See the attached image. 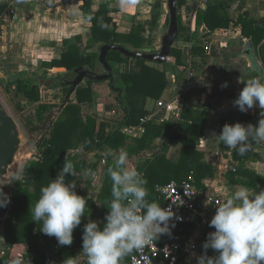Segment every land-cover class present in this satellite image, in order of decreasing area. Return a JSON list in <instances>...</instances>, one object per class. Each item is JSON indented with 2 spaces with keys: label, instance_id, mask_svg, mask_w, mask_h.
I'll use <instances>...</instances> for the list:
<instances>
[{
  "label": "crops",
  "instance_id": "crops-1",
  "mask_svg": "<svg viewBox=\"0 0 264 264\" xmlns=\"http://www.w3.org/2000/svg\"><path fill=\"white\" fill-rule=\"evenodd\" d=\"M8 1L15 12L8 15L10 22L0 25V81L2 83L3 80H8L23 72L34 73L38 76H41L44 72L48 78L38 79L41 84V102L60 105L64 93L55 77L61 76L67 82L72 80L76 73H74V70H67L63 67L49 69L43 66L44 62L60 59L68 53L72 45L76 46L79 52L89 53L99 51L101 45L104 44L99 41L94 47L87 48L92 35L93 22L87 18L83 9L85 0ZM167 1L91 0V8L92 11L96 12L101 5L110 4L114 10L109 15L112 17L119 34L126 35L130 33L132 28L137 25L143 27L142 44L148 52L156 51L161 47L162 38L168 31L170 14ZM157 2L160 4L155 7ZM195 2L196 4H194ZM205 6L206 4L200 0H184L179 15L182 24L191 31L192 38L187 41L176 40L174 44L175 47L182 50L181 61L184 64L169 70L166 85L160 97H150L146 102V108L148 109L146 116L153 115L155 117V119L148 122L157 125L174 124L173 129L166 127L164 131L168 134L176 132L187 138L192 135L193 127L191 125L192 118L183 114L184 105L190 104L203 110H206L203 107L206 105L207 111L211 108L208 114V127L204 136L197 138L196 145L197 150H199L196 152L200 154L201 161L206 166L205 171L196 178V186L199 192L198 213L193 215L191 221L183 224L175 235L180 247L185 248L189 245L195 247L191 249L190 253L181 251L177 264H197L196 257L204 253L203 244L208 233L215 231L209 225L216 207L224 202L237 186L243 185L248 187L250 192L256 191V184L259 181L256 179L248 181L247 175L264 176V142L251 143L244 152H237L238 157L236 158L234 148L211 141L214 134L219 135L223 126L228 124L224 120L241 122L244 125L251 123L256 126L262 118V110L258 105L247 112H241L233 104L244 87V84L239 82V78L259 77L260 71L264 73L260 56L262 44L256 45L252 36L245 35L241 25H235L233 22L229 27L210 31L205 22H197V10L204 9ZM229 13L235 22L245 15L254 19V27L257 25L264 26V0H234L229 8ZM200 45H204L205 54L194 55L193 48ZM126 48L131 50L129 47ZM98 59L99 55L95 60V70L102 71L103 67ZM109 62L113 67L114 85H111L109 80L93 81L94 100L81 105L87 115L97 119L96 133L101 131L102 125L106 133L116 130L124 116L123 108L113 91V87L124 88L120 75L123 64L117 60H110ZM137 64V59L131 58L129 71L135 72ZM157 66L162 68L163 63H159ZM42 79H46L45 81L48 83L45 84ZM86 82L87 80H84L80 84ZM225 82H227V86L223 87L222 85ZM2 84L8 90L13 88L18 95L23 97L25 103L31 104L25 94L19 91L18 83ZM51 85L54 86L51 87ZM54 88L58 89L57 92L52 91ZM53 92L56 96L55 99H52L55 96L51 98ZM47 94H50L49 98L51 100L43 101L42 99H46ZM71 98L75 100L74 93ZM158 101L165 103V106H158ZM37 104H34V106L37 107ZM57 115L58 111L52 116L55 119ZM124 126L120 125L119 128ZM144 133L145 131L128 136L141 138ZM169 139L163 135L156 136L144 150L137 153L126 151L125 147L119 150L109 149L102 156L100 155L102 151L93 148L86 149L83 145L69 149L68 155L75 157V162L81 164L85 161L88 165L82 171L75 170L74 174L76 176L75 182L78 184L77 194L84 196L86 200L92 198L95 203V210L91 211L89 220L94 219L102 224L104 202L109 205L112 200L111 193L108 194L107 199H99V194L105 182L108 160L111 159L114 162L119 151H126L129 166L135 167L144 176V171H140L138 165L140 166L145 159L154 158L160 147L168 140V148L165 151L166 159L177 165L182 156L183 143L176 137ZM109 152L112 155H109ZM36 155L35 159H38L42 152L37 149ZM94 164H96V167L92 172L95 175L90 176L86 170H92ZM159 174H162L163 178H171L174 175L173 173L164 172ZM176 175L171 179L177 180L175 179ZM155 177L159 178L160 176ZM88 179L90 180L88 181ZM20 180L25 186L34 190L35 178L33 176L22 175ZM152 181L148 180L146 185L148 189ZM169 182H154L155 190L157 185H164ZM156 192L158 195L152 197L148 195L147 199L149 202H158L162 207L164 200L157 190ZM207 254L214 256L217 253L209 248ZM81 261L87 264L86 257L82 254H80L79 264Z\"/></svg>",
  "mask_w": 264,
  "mask_h": 264
},
{
  "label": "trees",
  "instance_id": "trees-1",
  "mask_svg": "<svg viewBox=\"0 0 264 264\" xmlns=\"http://www.w3.org/2000/svg\"><path fill=\"white\" fill-rule=\"evenodd\" d=\"M184 0H178V24L179 35L177 40H191V31L187 29L181 21L179 10ZM234 0H206L204 9L197 10V22H205L210 31L218 28L229 27L231 22L235 25H241L245 35L252 36L256 45H261L260 56L264 67V26L257 25L254 27V19L249 16H241L238 21H234L229 13V8ZM160 3L157 2L155 7ZM12 5L8 0H0V25L7 24L9 10ZM83 9L89 20L93 22L92 35L87 48L94 47L97 42L102 41L104 44L123 45L131 48V50H141L146 52L143 46V27L134 26L130 33L119 34L117 27L113 23L112 17L109 15L114 9L110 4L101 5L98 11H92L91 0H85ZM13 18V17H12ZM124 39V40H123ZM124 41V42H123ZM128 44V45H126ZM130 45V46H129ZM193 54H205L204 45L195 46ZM99 55V51L79 52L76 46H70L68 53L64 54L58 60L44 62L43 66L49 69L55 67H63L67 70H74L76 67L83 65L88 69L95 70V60ZM182 50L173 46L163 67L159 68L156 62H150L142 58L137 59V68L135 72L129 71V61L133 57H125L117 50H111L108 53V60H117L123 64L121 71V80L124 88L121 91L113 87L119 103L124 112L123 119L120 125H135L140 123V119L148 114L146 108L147 99L150 97L159 98L166 85L167 72L176 67L183 66L181 61ZM39 78H45V73L40 76L23 72L13 76L8 80H3L2 83L10 85L18 83L19 91L30 100L31 103L37 104V116L39 122H47V134L42 137L38 143V149L42 155L38 159L28 160L23 166V175L33 176L35 178V188L31 190L18 179L14 182L11 189L10 200L15 204L11 208L6 206L0 207V217L4 216V227L2 237L8 246L4 249L3 255L0 256V264H62L65 257L76 256L82 251V234L83 227L89 222L91 211L95 210V203L92 198L87 200L85 207V215L82 217L81 225L73 231V243L70 246H59L55 237L43 234L40 230V225L32 221L31 206H34L40 197V189L55 179L58 171L63 167L64 161H71L74 165V171H82L86 165L85 161L81 164L75 162V157L68 155L69 149L83 145L86 149H97L102 151L101 156L106 151L119 150L125 147L126 151L137 153L144 150L156 136L163 135L169 138L176 137L183 143V152L180 161L177 165L166 159L165 151L168 144L164 143L154 156V158L145 159L143 163L138 165L140 171H144V177L147 181L166 183L172 180L176 174V181L181 182L189 174H193L195 179L205 171V164L201 161L200 154L196 151L197 138L204 136L208 127V114L211 111L207 106L204 109L195 108L190 104L183 107V114L192 118L191 125L193 127L192 135L184 137L176 132L171 134L166 133V127L174 128V124L166 123L157 125L155 123H145V133L141 138H131L120 130L119 126L116 130L106 133L102 125L101 131L96 133L97 119L91 115H87L82 104L94 100V91L92 88L93 81H87L84 84L74 86L71 83L65 82L61 76L55 77L59 80V87L63 89L64 97L60 105L41 102V84ZM114 85L113 83H110ZM54 85H51L53 87ZM75 94V100L71 98ZM52 108H58V115L53 118V114H47ZM225 123L235 124V121L224 120ZM254 141H250L253 143ZM235 157H238V149H235ZM248 156V155H247ZM114 162L109 159L106 166V177L103 189L99 194L100 200H105L108 194L111 193L112 182L107 175V169L113 166ZM96 164L93 165L92 171ZM161 172L173 173L171 178H163ZM175 172V173H174ZM155 176H160L159 178ZM68 179L76 181L75 174L69 176ZM256 179L259 183L256 184V191L264 189V176H255L254 174L247 175V180ZM90 179H88L89 181ZM152 181L149 187L150 197L158 195L155 190L154 182ZM197 182V179H196ZM76 183V182H75ZM78 185V184H77ZM77 191V188H76ZM255 191V192H256ZM163 201V200H162ZM109 205L104 202V211L102 212V224L105 221V216L109 212ZM94 220V219H93ZM130 255V254H129ZM129 255L124 257L123 264L128 260Z\"/></svg>",
  "mask_w": 264,
  "mask_h": 264
},
{
  "label": "clouds",
  "instance_id": "clouds-1",
  "mask_svg": "<svg viewBox=\"0 0 264 264\" xmlns=\"http://www.w3.org/2000/svg\"><path fill=\"white\" fill-rule=\"evenodd\" d=\"M239 82L244 87L234 106L247 112L258 105L262 118L256 126L241 122L225 124L211 141L244 152L250 141L264 142V76L240 77ZM222 86L226 87L227 82ZM86 171L90 176L95 175L90 169ZM72 175L74 165L65 160L56 178L40 189V197L30 209L32 221L42 223L40 231L55 237L59 246L73 243V231L86 216L87 200L77 194V184L68 179ZM107 175L112 182V200L103 227L101 222L89 220L83 227L82 251L65 257L62 264H79L80 254L86 257L87 264H123L124 257L133 250L170 234L174 227L169 224L174 216L171 206L163 208L156 201H148V181L135 167L129 166L126 151H119ZM6 204V199L0 200V207ZM209 226L215 231L208 233L203 244L205 251L196 257L197 264H264V189L250 192L243 185L234 188L216 207ZM209 248L217 254L209 256Z\"/></svg>",
  "mask_w": 264,
  "mask_h": 264
},
{
  "label": "water",
  "instance_id": "water-1",
  "mask_svg": "<svg viewBox=\"0 0 264 264\" xmlns=\"http://www.w3.org/2000/svg\"><path fill=\"white\" fill-rule=\"evenodd\" d=\"M177 3L178 0L167 1L170 14V24L168 31L162 38L161 47L158 50L144 52L130 50L124 46L115 44H103L100 47L98 59L103 67V70H91L85 66H79L74 69L76 76L67 82L73 84L74 86L79 85L84 80H109L113 83V67L108 60V53L111 50H117L125 57L142 58L150 62L166 63L171 49L179 35ZM194 4H196V2ZM259 76H264V73L260 71ZM117 90L121 91V88H117ZM27 139L26 132L23 130L15 115L10 111L0 96V200H2V186L9 179L13 166H15L14 164L20 160V156L23 151L27 150ZM27 161L28 159L23 162L24 164L22 163L23 166Z\"/></svg>",
  "mask_w": 264,
  "mask_h": 264
},
{
  "label": "built area",
  "instance_id": "built-area-1",
  "mask_svg": "<svg viewBox=\"0 0 264 264\" xmlns=\"http://www.w3.org/2000/svg\"><path fill=\"white\" fill-rule=\"evenodd\" d=\"M206 3V0H200ZM15 10L11 8L10 14ZM158 106H165V103L158 101ZM153 115L145 116L139 124L120 127L123 133L127 135H137L145 131V123L153 120ZM162 120V119H160ZM156 190L164 200L163 208L171 209L174 216L169 221L171 227L170 234H163L153 243H149L139 250H133L129 259L124 264H177L181 251L190 253L194 245L182 248L175 239L176 232L181 229L183 224L192 220L193 215L198 213L197 201L199 192L196 186V179L191 173L181 182L172 180L164 185H157ZM217 203H219L217 201Z\"/></svg>",
  "mask_w": 264,
  "mask_h": 264
},
{
  "label": "rangeland",
  "instance_id": "rangeland-1",
  "mask_svg": "<svg viewBox=\"0 0 264 264\" xmlns=\"http://www.w3.org/2000/svg\"><path fill=\"white\" fill-rule=\"evenodd\" d=\"M53 76V75H52ZM45 78H48V76H45ZM50 78H52L50 76ZM46 79H42V81L47 84L48 82L45 81ZM59 81V80H58ZM51 84V82H50ZM58 90V89H57ZM56 88L52 89V91H56ZM0 96L5 102V104L8 106L10 111L15 115L17 121L22 126L23 130L26 132L27 135V141L26 146L27 150L23 151V153L20 156V160L14 164L13 170L10 174L9 179L5 182V184L1 188L2 192V200L6 199L8 203V207L11 208L12 204H15L14 201L10 200L11 197V189L14 185V182L23 175L22 169H23V162L31 159H35L37 156V149H38V143L42 137H44L47 134V122H40L37 117V111L36 107L33 103H25L23 100V97L17 94L15 90H8L5 88V85L1 83L0 81ZM50 94H47L45 98H43V101L51 100L52 96H55L54 92L51 94V98H49ZM53 97L52 99H55ZM62 99V98H61ZM56 114L57 110L56 108L51 110V112L47 113L49 114ZM23 163V164H22ZM6 213H2L0 217V256L3 255L4 249L8 246L7 243L4 242L2 237L3 227H4V216ZM82 263V261L80 262Z\"/></svg>",
  "mask_w": 264,
  "mask_h": 264
}]
</instances>
